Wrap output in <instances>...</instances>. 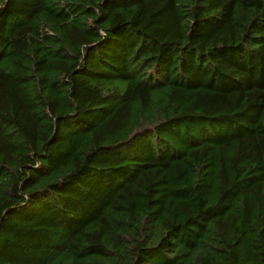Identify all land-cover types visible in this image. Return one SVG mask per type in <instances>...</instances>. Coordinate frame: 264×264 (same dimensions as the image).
<instances>
[{
	"label": "trees",
	"instance_id": "16d2710c",
	"mask_svg": "<svg viewBox=\"0 0 264 264\" xmlns=\"http://www.w3.org/2000/svg\"><path fill=\"white\" fill-rule=\"evenodd\" d=\"M0 264H264V0H0Z\"/></svg>",
	"mask_w": 264,
	"mask_h": 264
}]
</instances>
